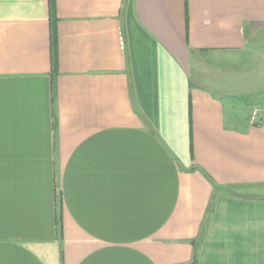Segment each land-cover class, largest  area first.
<instances>
[{"label":"crops","instance_id":"1","mask_svg":"<svg viewBox=\"0 0 264 264\" xmlns=\"http://www.w3.org/2000/svg\"><path fill=\"white\" fill-rule=\"evenodd\" d=\"M255 46L264 0H0V264H264Z\"/></svg>","mask_w":264,"mask_h":264},{"label":"rangeland","instance_id":"2","mask_svg":"<svg viewBox=\"0 0 264 264\" xmlns=\"http://www.w3.org/2000/svg\"><path fill=\"white\" fill-rule=\"evenodd\" d=\"M217 65L216 83L223 88L232 90L234 98L242 101L250 95L253 97L262 95L264 97V50H259L255 46L243 55L236 54L232 58H224ZM257 80H259L261 87L259 93L252 89L256 86ZM202 84L210 86L208 81L202 82ZM218 94L227 105L230 103L231 99L228 95L222 92H218ZM251 101H253L250 102L252 105H249L247 110L249 115H252L255 109L261 110L264 99L258 98Z\"/></svg>","mask_w":264,"mask_h":264},{"label":"built area","instance_id":"3","mask_svg":"<svg viewBox=\"0 0 264 264\" xmlns=\"http://www.w3.org/2000/svg\"><path fill=\"white\" fill-rule=\"evenodd\" d=\"M258 115H259V111L257 109H255L251 115V122L252 123H255L257 121Z\"/></svg>","mask_w":264,"mask_h":264},{"label":"trees","instance_id":"4","mask_svg":"<svg viewBox=\"0 0 264 264\" xmlns=\"http://www.w3.org/2000/svg\"><path fill=\"white\" fill-rule=\"evenodd\" d=\"M52 3H53V0H52ZM53 7V6H52Z\"/></svg>","mask_w":264,"mask_h":264}]
</instances>
